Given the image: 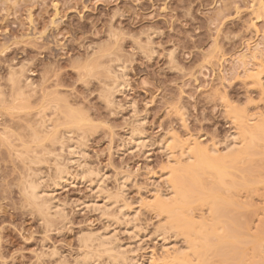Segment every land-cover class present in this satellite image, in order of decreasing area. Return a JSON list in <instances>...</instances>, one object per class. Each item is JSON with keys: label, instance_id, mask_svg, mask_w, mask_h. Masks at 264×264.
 I'll list each match as a JSON object with an SVG mask.
<instances>
[{"label": "rangeland", "instance_id": "obj_1", "mask_svg": "<svg viewBox=\"0 0 264 264\" xmlns=\"http://www.w3.org/2000/svg\"><path fill=\"white\" fill-rule=\"evenodd\" d=\"M252 47L261 50L257 58L250 56ZM241 55L246 56L241 58ZM262 58L264 0H0V264H72L75 257L84 254L85 249L83 247L82 251V244L79 243L83 233H99L106 229L112 232H109L111 236L116 234L114 239L127 244L123 245L124 248L127 246V249L131 243L135 249L137 242L123 232L124 218L117 214L118 206L127 201L135 207L140 198H147L150 202L153 194L149 180L151 173L160 189H166L160 176L163 177L165 170L167 172L170 166L175 167L177 163L173 165L171 160V165L170 162L167 164L158 142L172 133L179 137V141L189 139L192 142L194 139L203 142L202 145L216 141L218 148H222L221 142L231 130L240 131L243 127L257 129L260 121L264 123ZM114 72L119 76L124 72L128 86L121 93L113 92L111 104L104 100L102 94L107 90L105 84H113ZM43 97L47 99L46 104L48 102L45 106L41 104ZM55 102L58 107L48 108L49 103ZM231 114H235L237 120H233ZM78 116L79 120L75 121L81 119V123L77 124L79 127L76 124L70 127L69 120L73 121ZM82 116L88 120L82 119ZM42 118L48 119L47 124H51H48V133L55 136L53 140L50 137V140L41 141L47 146V152L31 139L33 132L43 139L42 131L45 129L39 124ZM138 120L142 123L137 128L144 133L148 147L124 148L127 132L134 128ZM253 132L256 135L257 132ZM248 140L239 144L237 149ZM76 144L80 148L82 146L76 149L78 153L81 151L79 162L84 163V170L92 168V175L88 176L89 171L87 175L85 172L82 175L79 170L80 179L71 178L63 184L53 185L57 161L62 166L66 165L72 176L76 173L77 166L67 161L68 146ZM254 144L248 147L250 150L253 147L250 157L242 154L244 158L239 164L238 161L232 163L238 164V169L233 166L227 168V171L235 173L234 181L244 179L238 182L240 187L237 182L238 185H235L232 177L234 184L230 180L229 184L231 182L234 186L230 184L231 187L222 188L217 181L214 182L211 174L207 176L208 170L205 172L207 175H202L208 177L203 184L206 181L210 184L211 177L214 184L210 186L217 185L216 189L221 187L226 191L233 187L231 190L234 193L231 190L229 193L236 194L233 198L228 193L240 208L234 207L236 211H230L239 212L238 220L244 222L238 223L244 227L239 229L235 227L238 224H233V231L238 229L236 234L242 239L236 235V245L230 242L235 246L240 243L238 248L240 246L242 251L227 244L225 246L226 251H229L228 247L233 249L229 251L230 255L227 252L229 261L228 256L241 253L235 258L231 256L232 260L237 259V262L234 260L236 264L240 260L241 264H254L255 260L257 264H264V257L259 252L264 254V136L257 138ZM32 145L37 147L34 150L38 151L35 152L37 154L45 150L44 155L40 154L42 161L38 160L40 155L33 152L32 156L26 152ZM174 149L176 152L173 150V154L177 156H173L181 159L178 148ZM34 155L37 157L35 160L32 158ZM242 166L248 167L245 171L250 170V180L240 171ZM98 176V187L102 192L94 186ZM121 177L126 182H122ZM32 179L42 191L51 194L52 199L46 197L49 198L47 204H60L65 217L53 214L55 208H51L50 215H44L37 211L36 205L28 203L27 191L23 187L29 180L34 181ZM120 182L124 186L122 190L118 187ZM209 189L211 191L212 188ZM216 189L214 191L219 195H227L224 190L219 189V193ZM117 192L120 198L117 197L118 200L109 205L113 198L110 194L114 196ZM204 192L214 193L209 190ZM221 196L224 197L223 194ZM200 202L197 200L190 204L194 210L190 212L196 219L203 217L201 213L208 212L205 211L207 206ZM94 203H97L99 211L92 206ZM105 203L110 206L105 209L108 212L100 211ZM141 206L135 217L137 220L133 221L136 229L132 231L144 230L147 234L140 243L144 250H137L136 254L143 256L140 264H150L147 259L150 253H154L156 261L157 257L163 256L161 242L153 239L154 232L157 227L160 231V226H164L162 219L168 222L164 213L151 210L152 206ZM103 212L108 216H104ZM232 213L229 214L235 217L236 214ZM116 215L117 218H114ZM164 227L170 226L165 224ZM166 228L164 231L167 230L168 235L164 233V237L170 242L169 247L186 244L181 231ZM170 231L174 234L178 232L179 237L175 236L178 233L175 238L171 237ZM246 232L254 236L252 240L249 238V244L244 240L248 237H243ZM257 250L260 259L257 253L253 258ZM214 256L213 259L208 258L209 264L212 261L213 264H222L225 260L227 263L223 264L229 262L225 255V260L221 258L220 263L218 259L221 256ZM98 257L95 260L94 256L95 259L91 258L86 264H106L109 259L102 255L100 259Z\"/></svg>", "mask_w": 264, "mask_h": 264}, {"label": "bare ground", "instance_id": "obj_2", "mask_svg": "<svg viewBox=\"0 0 264 264\" xmlns=\"http://www.w3.org/2000/svg\"><path fill=\"white\" fill-rule=\"evenodd\" d=\"M116 31V30H115ZM110 35V34H109ZM149 35V34H148ZM151 35V34H150ZM111 38V37H110ZM114 41V40H113ZM114 43V42H113ZM112 44V43H111ZM103 46V45H102ZM101 46V47H102ZM255 46V45H254ZM256 46H258L257 44H256ZM103 48V47H102ZM253 48V47H252ZM105 49V48H104ZM107 49V48H106ZM103 50V49H102ZM94 51V50H93ZM106 51V50H105ZM101 52V51H100ZM104 53V52H103ZM171 53H172V51H171ZM115 54V53H114ZM174 54V53H173ZM257 54H261V50H259L257 47H255V48H253V50H251L250 51V56L252 57V58H257L256 57V55ZM171 56H172V54H171ZM244 56H246V55H241V58H244ZM118 57H119V55H118ZM174 57V56H173ZM116 58V57H115ZM114 59V58H113ZM85 60V59H84ZM172 60V59H171ZM238 60H239V58H238ZM256 60V59H255ZM102 61V60H101ZM112 61V60H111ZM123 61V60H122ZM258 61V60H257ZM98 62V61H97ZM103 62V61H102ZM114 62V61H113ZM259 62V61H258ZM261 62L263 63L264 62V58H262L261 59ZM89 64V63H88ZM90 65H91V63H90ZM244 65H245V63H244ZM90 67V66H89ZM125 67V66H124ZM128 67V66H127ZM80 69V68H79ZM88 69V68H87ZM125 69V68H124ZM109 70V69H108ZM80 71V70H79ZM90 71V70H89ZM88 71V72H89ZM110 71V70H109ZM108 71V73H110ZM123 71V70H122ZM116 72V71H115ZM114 72V73H115ZM83 73V72H82ZM101 73H102V71H101ZM121 73V72H120ZM116 74V73H115ZM83 75V74H82ZM87 75H90V73L89 74H87ZM118 75V76H117ZM250 75V74H249ZM99 76H101V75H99ZM112 76V75H111ZM125 73L124 72H122L121 73V75L119 76V74H116V75H114V76H112V78L114 77V80H113V84L111 83V85L110 84H105L106 82H104V84L105 85H107L106 86V89L107 90H104V92H103V94H102V97H104V100H106L108 103H111V104H113V102H112V97L111 96H113V92L115 93V92H123L126 88H127V84H126V82H125ZM252 76V75H251ZM127 77V76H126ZM253 77V76H252ZM96 78V77H95ZM17 79V78H16ZM15 79V80H16ZM87 79V78H86ZM255 79V78H254ZM96 80V79H95ZM85 81V80H84ZM106 81V80H105ZM101 82V81H100ZM15 83V82H14ZM13 86V85H12ZM108 86H109V88H108ZM14 87H15V84H14ZM22 87V86H21ZM23 87H24V85H23ZM101 88V87H100ZM14 89V88H13ZM105 89V88H104ZM105 91H107V92H105ZM14 92V91H13ZM100 92V91H99ZM22 93V92H21ZM20 93V94H21ZM101 93V92H100ZM18 95H19V93H17ZM43 94V93H42ZM13 96V95H12ZM21 96V95H20ZM46 96V95H45ZM44 96V97H45ZM24 97V96H23ZM42 97V96H41ZM43 97V99H41V100H43L44 102H40L41 104H42V106H45V105H47L48 104V102H47V104H46V102L45 101H47V99L46 98H44ZM14 98V97H13ZM19 98V97H18ZM46 99V100H45ZM16 100V99H15ZM14 100V101H15ZM105 101V102H106ZM106 102V104H108ZM11 103V102H10ZM20 103H22V102H20ZM129 103V102H128ZM50 104V106L48 107V108H56V107H58V103L57 102H55V103H49ZM5 105V104H4ZM18 105V104H17ZM20 105V104H19ZM23 105V104H22ZM110 105V104H109ZM21 106V105H20ZM129 106V105H128ZM42 108H44V107H42ZM133 108H134V106H133ZM15 109V108H14ZM42 110V109H41ZM56 110V109H55ZM54 110V111H55ZM44 111V110H43ZM42 115V114H41ZM65 116H67L66 114H64ZM69 115H70V113H69ZM47 116V115H46ZM64 116V117H65ZM71 116V115H70ZM69 116V117H70ZM230 116H233V120H235L236 119V117H235V114H231ZM72 117H76V116H72ZM79 117L80 116H78L77 117V119L76 118H73L74 120L72 121V120H69V123L68 124H71L70 125V127H72L73 128V126H74V124H80L81 122V119H80V121H75V120H79ZM45 118V117H44ZM44 118H42V120H41V122H39V124L40 125H42L44 128L43 129H45L44 131H42L43 129L42 128H40V129H42L41 131H42V138L43 139H41V135L39 136V135H36V133L35 132H33V134L31 135L32 136V140L33 141H36V143H38L39 145V147H43V149H45L46 150V152H47V146L45 147L44 145H43V143L41 142L42 140H45V139H49L50 137H53L52 138V140L53 139H55V136H53V134H49L50 133V131H49V129H47V127H48V124H50V123H48L47 124V120L46 119H44ZM53 118V117H52ZM82 119H84V120H88L87 118L85 119V117H81ZM235 118V119H234ZM51 119V118H50ZM70 119H72V118H70ZM40 120V119H39ZM140 120V119H139ZM136 121V124H135V126H134V128H132L129 132H127V143H126V145H124V148L127 146V148H131V150L132 149H137L138 147H141V148H147L148 147V144H147V142H146V138L144 137V133L141 131V130H139L137 127L138 126H140L141 125V121ZM142 120V119H141ZM237 120V119H236ZM76 122V123H71V122ZM232 121V120H231ZM78 122H80V123H78ZM234 122V121H233ZM236 122V121H235ZM261 123H259L258 125V127H257V129H251V128H245V127H243V128H240L241 130L240 131H236L235 129L234 130H231L228 134H227V136H226V138L224 139V141L223 142H221L222 144H223V147L222 148H218V143L215 141H211V142H209V143H204V145H202V143H200L199 141H197V140H192V142L189 140V139H185L184 141H182V139H181V141H179V137L176 135H174V134H169V135H167L166 137H162L161 139H160V141L158 142V148L160 149V151L164 154V156L166 157V159H167V161H168V163L167 164H169V162H170V165H171V160H173L172 162V164L173 165H175V163H177L176 164V166L175 167H172V166H170V170L169 169H167L168 171L166 172V170H165V173L167 174H162L163 175V177H165V178H163L162 176H160L161 177V179H162V183L164 184L163 186H165L166 187V189H163V187H162V189H160V186H159V183L157 182V181H155L154 179H152V177L154 176V174L153 173H151V175H150V181H151V183H152V186H153V194H152V196H150V202L147 200V198H146V200L145 199H141L140 198V200L138 199L137 200V202H138V205L137 206H135V205H133V206H135V207H132L131 206V204L130 203H127V201L126 202H121V204L118 206L119 207V213H118V211H117V214H121V216L124 218V220H123V222H122V224L124 225V233L126 232L127 234H129L128 236H129V238L131 239V240H133L135 243H136V246H135V249H134V247H132V244L131 243H129V246H128V248L126 249V247L124 248V246L123 245H127V244H122L121 242H122V240H121V242L120 241H117L116 239H114V236L116 235H113V236H111L110 234H109V232L110 231H108L107 229L106 230H102L101 232H97L96 233V231H95V233L94 232H89V233H83V237H80V239H79V243H81L82 245H80L81 247H82V251H83V247H84V254H83V252H82V254L83 255H81V257H80V255L78 256V257H75L76 259H74V261H73V263L72 264H86L89 260H91V258H93V259H95L96 258V256L100 259V255H102V257H105L106 256V258L105 259H107V258H109L108 260H106L107 262H105L106 264H140V263H142L141 261L143 260L141 257H143L142 255L141 256H138L136 253V251L138 250H142L143 248H145V247H143L142 246V244H140L142 241H141V239L142 238H145V235H147V234H145V232H143L142 230H139V231H132V229L133 228H135L136 229V225L134 224V220L136 219L135 217H136V214L138 213V210L140 211V208L141 207H143V206H141L142 204L143 205H148V206H144V207H151L150 209L151 210H158L160 213H164L165 214V218H167V219H165L168 223H166V222H164V221H162V220H164V219H162L161 220V223L163 222V223H165L166 225H169L170 227L168 228L169 230H170V228H172V229H174V231H176L175 229H178L179 231V233H180V231H181V233L180 234H183L182 236H184L185 238H183L182 237V239L184 240L185 239V243L186 244H184V245H181V246H175V247H172V246H174V244L173 245H171L170 247L168 246L169 245V241L167 240L166 241V237H164V233H167L166 231L167 230H165L164 231V229L166 228V227H164L165 226V224H164V226H163V224H162V227L160 226V231H159V228L156 226V225H158V224H156L155 226L157 227V229L158 230H154L155 232H154V237H153V239H156V240H158V241H160L161 242V252H162V254H163V256H162V254H160L162 257H157V258H159L160 259V261H159V259L156 261V258L154 259V253H150L151 255H150V257L148 256V263H150V264H209V259L208 258H212V256L213 255H216V256H214V257H217V256H221L220 257V260L218 259V263H220V261H222V259H223V257H224V255H225V257L227 258V252H229L231 249H230V247H228L229 248V251H226V247H227V245L228 246H232L231 248H233L234 249V247L236 248V249H239V248H241L240 246H239V248H238V245H240V243H238L237 244V246H235L236 245V241H234V239H236V240H238V238H236L237 236H239V239H242V237H240L241 235H239L238 233L236 234V232H238V229L236 230V232H234L235 231V227L236 228H239L240 226L241 227H244V226H242V225H240L242 222H244L243 220H242V222L240 221V220H238V218H240V215H239V212H231L232 210H235V209H233L234 207H237V208H240L239 207V205L236 203V202H233L231 199H230V195H232V193H234V190H233V192H232V190L231 189H233V187L232 188H230V189H227L228 191H226V188H224V189H221V187L223 186V187H225V186H227V187H231V185L232 184H234L233 182H235V185H238L239 187H240V183H238L239 181H244V179H239V181H234V177L236 176L235 175V173L234 172H232L231 170L229 171H227V168H232V166H233V168H235V169H238V167L236 168V166L239 164V161H240V159H242V158H244L243 157V155L245 156V157H250V153H252V152H250L252 149H253V147H252V149L250 150V148H251V146H255V144H254V141L257 139V138H260L261 136H264V123H262V121H260ZM263 122H264V120H263ZM62 123V122H61ZM65 124H67V122L65 123ZM82 124H83V122H82ZM51 125V124H50ZM77 125V126H78ZM79 127V126H78ZM49 128V127H48ZM71 128V129H72ZM77 128V127H76ZM76 128H74V129H76ZM78 129V128H77ZM232 129V128H231ZM33 130H35V129H33ZM70 130V129H69ZM238 130V129H237ZM255 130V132H257L256 133V135H257V137H256V135L254 134V131ZM260 130V131H259ZM36 131H37V129H36ZM48 131H49V133H48ZM71 131V130H70ZM69 131V132H70ZM73 131V130H72ZM39 132V131H38ZM171 132V131H170ZM259 132V133H258ZM263 134H262V133ZM72 133V132H71ZM241 133V134H240ZM260 133H261V136H260ZM4 134V133H3ZM28 134H30V132L28 133ZM57 134V133H56ZM55 134V135H56ZM167 134V133H166ZM34 135V136H33ZM50 135H52V136H50ZM67 135V134H66ZM4 136V135H3ZM165 136V135H164ZM240 136H241V138H240ZM246 136H248V137H246ZM254 136H255V138H254ZM25 137V136H24ZM67 137V136H66ZM178 137V138H177ZM40 138V139H39ZM148 138V137H147ZM5 139H6V137H5ZM51 139V138H50ZM49 139V140H50ZM247 139H249L248 141H247V145L245 146H243V147H238L239 149H237V146H239V144L241 145V143H243V141H246ZM253 139H255V140H253ZM32 140H31V142H32ZM57 140V139H56ZM2 141H3V139H2ZM22 142H23V140H21ZM20 141V142H21ZM64 141V140H63ZM253 141V142H252ZM26 142V141H25ZM24 142V143H25ZM191 142V143H190ZM76 143V142H75ZM75 143H73V144H75ZM149 143V142H148ZM253 143V144H252ZM252 144V145H251ZM11 145H12V143H11ZM42 145V146H41ZM47 145V144H46ZM62 145H63V143H61V147H62ZM83 145V144H82ZM33 146V145H32ZM28 147L27 148V150H26V152H30L31 153V155L33 156V152H34V150H36V146L33 148V147ZM38 147V148H39ZM178 148V152H179V156L178 157H181V159H177L175 156H177V155H175V154H173V150H175L174 148ZM245 147V148H244ZM248 147H250V148H248ZM33 148V150H32V152L30 151L31 149ZM47 148V149H46ZM78 148H80V147H78V144H76V145H72V146H68V158H67V161L68 162H70V163H73V165H76L77 166V170H76V173L74 174V176H72L70 173H69V171L68 170H66V165H64L63 164V166L61 165L62 163H60L59 161H57V163L56 162H54V181H53V185H55V186H57V185H60V184H63L64 182H67V181H69V180H71V178H79L80 179V177H78V175H79V173H81L82 175L83 174H85L86 173V175L88 174L87 173V171H89V174H88V176H90V174L91 173H93V172H91V169L89 170V168L87 169V168H85V170L83 169V164H81V162H79V159L81 158V154H79L77 151H76V149H78ZM81 148H82V146H81ZM80 148V149H81ZM240 149L242 150L241 152H240ZM246 149V150H245ZM20 150V149H19ZM45 150H43V151H41V153L40 154H42V153H46L45 152ZM83 150V149H82ZM147 150V149H146ZM239 152H238V151ZM245 150V151H244ZM249 150V153L247 152ZM18 150L16 149V152H17ZM21 151V150H20ZM140 151H142V150H140ZM149 151V150H148ZM19 152V151H18ZM35 152H38V151H35ZM34 152V153H35ZM145 152V151H144ZM175 152H176V150H175ZM248 153V154H247ZM36 155H40V154H37V153H35ZM243 154V155H242ZM36 155H34V157H32L34 160L37 158V157H35ZM42 155H44V154H42ZM46 155V154H45ZM173 155H175V156H173ZM242 155V157L240 158V156ZM248 155V156H247ZM252 155V154H251ZM66 156V155H65ZM20 157V156H19ZM23 157H25V156H23ZM23 157H22V159H23ZM30 157V158H31ZM39 157V156H38ZM40 157H41V155H40ZM39 157V159L38 160H40L41 159V161H42V157L40 158ZM174 157V158H173ZM29 158V157H28ZM31 158V159H32ZM83 158V157H82ZM46 159V158H45ZM177 159V160H176ZM246 160V159H245ZM31 161V160H30ZM236 161H238V164L237 165H232V163H235ZM242 161V160H241ZM244 161V160H243ZM23 162V161H22ZM27 162V161H26ZM34 162V161H33ZM37 162V161H36ZM58 162L60 163V164H58ZM85 162V161H84ZM246 162V161H245ZM245 162H244V164H245ZM228 163H230V164H228ZM88 164V163H87ZM83 165V166H82ZM86 165V164H85ZM229 165H231V167L229 166ZM64 166H65V168H64ZM229 166V167H228ZM244 166H242V168H243ZM31 168V167H30ZM71 168V167H70ZM242 168H240V171H242V172H244L246 175H244L243 177H247L246 179H248L249 177V175H251V174H249V172H250V170H249V172L247 171L248 170V167H244L243 169ZM28 169V168H27ZM245 169H247L246 171H245ZM75 170V169H74ZM80 170V171H79ZM208 170V172L209 173H205L206 171ZM78 171H79V173H78ZM85 172V173H84ZM151 172V171H150ZM232 172V175L230 174ZM241 172V173H242ZM95 173V172H94ZM234 173V174H233ZM125 174V173H124ZM123 174V176H124V178H125V176L126 175H124ZM203 174H206L207 176H209L210 174V176H212V178L214 177V179H215V181H214V179H213V181L214 182H218L219 184L218 185H220L221 187H219L218 189H216V187L215 186H217V185H215V186H210V184L212 185V184H214V182H212V180H211V177H210V181L212 182H209L210 184H207L208 183V181H206V183L205 184H207V185H205V184H203L204 183V180H207V178H204V176L202 177V175ZM243 174V173H242ZM92 175V174H91ZM229 175H231L230 177H229ZM235 175V176H234ZM80 176V175H79ZM168 176V177H167ZM234 176V177H233ZM82 178L84 177V176H81ZM95 177V176H94ZM128 177V176H127ZM226 177H227V179H226ZM231 177H232V179H233V182H232V180H231ZM241 177V176H240ZM239 177V178H240ZM86 178V177H85ZM90 178V177H89ZM120 178V177H119ZM122 178V177H121ZM124 178H122V182H126V181H123V179ZM99 176L97 177V179L95 180V185L94 186H96V187H98V185H99ZM156 179V178H155ZM160 179V178H159ZM160 179V180H161ZM28 179H26V181H27ZM32 180H34V179H32ZM92 180V179H91ZM102 180V179H101ZM226 180H228V181H226ZM229 180L232 182V184H231V182H230V184H229ZM248 180H250V179H248ZM226 181V182H225ZM242 181V182H243ZM122 182H120V184L122 183ZM238 184H237V183ZM247 182V181H246ZM93 183V182H92ZM158 183V184H157ZM228 183V184H227ZM119 184V185H120ZM124 184V183H123ZM221 184H224V185H221ZM244 184H245V182H244ZM26 185V184H25ZM118 185V187H120V189L122 190L123 188H124V186L122 185V186H119ZM209 185V186H208ZM230 185V186H229ZM232 186H234V185H232ZM237 186V187H238ZM242 186H244L243 184H242ZM41 187V186H40ZM39 187V185H38V183H36V181L34 180V181H28V183H27V185H26V187L24 186L23 188H24V190L25 191H27V193L25 192V194H27V196H28V198H27V201H28V203H32L33 205H36L35 207H36V209H38L37 211H39V212H43L42 214H46L47 216H48V214L50 215V210H51V208H55V212L53 213V214H59V216H64L65 217V215H64V211H63V208L60 206V204H47V200L51 197L50 195L51 194H47V193H45V191H42L41 190V188ZM122 187V188H121ZM205 187H207V188H205ZM218 187V186H217ZM222 187V188H223ZM236 187V186H235ZM234 187V188H235ZM40 188V189H39ZM209 188H212L211 189V191H210V189ZM28 189V190H27ZM102 189V188H101ZM104 189V188H103ZM107 189V188H106ZM119 189V190H120ZM209 190V192H214V193H208V194H206V192H204L203 193V190L204 191H208ZM214 189H216V190H218V192L220 193V191H222V190H224V192H227L226 194V196H225V194L224 193H220V195L216 192V191H214ZM219 189H221L220 191H219ZM100 190V188L98 187V190L97 191H99ZM118 190V191H119ZM120 190V191H121ZM162 190H167V192H163ZM231 190V191H230ZM101 191V190H100ZM229 191L230 192H232L231 194L229 193ZM44 192V193H43ZM102 192V191H101ZM104 192V191H103ZM152 192V191H151ZM215 192H216V194H215ZM223 192V191H222ZM111 193V192H110ZM109 193V194H110ZM122 193H124L123 191H122ZM230 195H229V194ZM106 194V193H105ZM105 194H103V195H105ZM107 195L108 197L110 196V198L111 197H113V198H111L112 199V203H108L109 205L111 204V206L113 205V203H115L116 202V199H117V197H118V192L116 193L117 195H114L113 196V194H115V192L113 193V194H110V195ZM119 194H120V192H119ZM125 194V193H124ZM224 195V197H222L221 195ZM101 195V194H100ZM121 195V194H120ZM119 195V196H120ZM234 195H236V194H233L232 195V197L234 196ZM26 196V197H27ZM47 196H49V198H47L46 199V197ZM195 196V197H194ZM197 196V197H196ZM103 197V196H102ZM107 197V198H108ZM235 197V196H234ZM233 197V198H234ZM104 198L105 199H107L105 196H104ZM118 198H120V197H118ZM125 198V197H124ZM238 198V197H237ZM51 199H52V197H51ZM101 199H103V198H101ZM104 199V200H105ZM30 200V201H29ZM109 200V199H108ZM118 200V199H117ZM126 200H127V198H126ZM144 200V201H143ZM198 200V201H201V202H203L204 204H201V202H200V204L201 205H206L207 206V208L205 209V211L206 210H208V212L206 211L204 214L203 213H201L200 215H203V217L202 218H198L197 217V219H196V217H194V216H192V214H191V212L190 211H192V212H194V210H192V207H190V204L191 203H194V202H196V201ZM238 200V199H237ZM50 201V200H49ZM125 201V200H124ZM136 202V203H137ZM205 202H207V204H205ZM238 202H240V201H238ZM50 203H55V202H51L50 201ZM99 203V202H98ZM102 203V202H101ZM119 202H117V204H118ZM135 203V204H136ZM235 203H236V205H235ZM241 203V202H240ZM88 204V203H87ZM102 204H104V203H102ZM97 205V203H94L92 206H94L96 209H98L99 207H98V205ZM109 205H106V203H105V205H103L102 206V209H100V211H102V210H104V211H107V210H105ZM197 205V204H196ZM241 205V204H240ZM191 206H193V205H191ZM93 207V208H94ZM110 207V206H109ZM109 207L107 208V209H109ZM101 208V207H100ZM112 209V208H111ZM195 209V208H194ZM232 209V210H231ZM44 210H45V212H44ZM116 210H117V208H116ZM231 210V211H230ZM98 211H99V209H98ZM109 211V210H108ZM107 211V212H108ZM157 211V212H158ZM230 211V212H229ZM236 211V210H235ZM237 211H238V209H237ZM50 212V213H49ZM156 212V211H155ZM156 212V213H157ZM232 213L233 215H235L236 214V216L235 217H233L231 214H229V213ZM102 213V212H101ZM114 213V212H113ZM140 213V212H139ZM207 213L209 214L208 216L209 217H207ZM226 213V214H225ZM44 214V215H45ZM67 214V213H66ZM108 216V213H105V212H103V215L104 216H106V215ZM225 214V215H224ZM227 214H229V215H227ZM43 215V216H44ZM113 215V214H112ZM112 215H109V217H111ZM199 215V217H201ZM207 217H205V216ZM224 215V216H223ZM238 215V216H237ZM117 216L118 215H116L114 218H117ZM226 216V217H225ZM222 217H225V220H226V218L227 219H229V217L231 218L230 220H227V221H222ZM107 218V217H106ZM113 218V216L111 217V219ZM138 218V217H137ZM164 218V217H163ZM195 218V219H194ZM237 219L236 220V222H235V219ZM242 219V218H241ZM117 220V219H116ZM115 220V221H116ZM137 220V219H136ZM45 221V220H44ZM114 221V222H115ZM119 221H120V218H119ZM235 223H234V222ZM159 222V221H158ZM240 224H239V223ZM113 223V222H112ZM117 223V222H116ZM120 223V222H119ZM160 223V222H159ZM160 223V224H161ZM121 224V223H120ZM233 224H238V226L237 225H235V227L232 229V227H233ZM135 225V226H134ZM245 225V224H244ZM106 226H108V225H106ZM159 226V225H158ZM240 227V228H241ZM110 228V227H109ZM139 228V227H138ZM166 228V229H167ZM239 228V229H240ZM113 229V228H112ZM140 229V228H139ZM172 229H171V231H172ZM245 229V228H244ZM234 230V231H233ZM246 230H247V228H246ZM112 231V230H111ZM115 231V230H114ZM141 231V232H140ZM147 231V230H146ZM170 231V232H171ZM240 232H242L241 230H239ZM177 232V233H178ZM110 233H112V232H110ZM177 233H175V234H177ZM179 233L177 234V235H175L174 234V232H171V237H173L174 235L178 238L179 237ZM244 234V238H246L245 236H247L248 237V239L246 238V239H244L245 240V242L247 243V241H248V244H249V242H250V240H252V239H254V238H251V237H254L252 234H251V232L249 233V232H246V233H243ZM242 234V235H243ZM246 234V235H245ZM249 234L250 235H252V236H249ZM82 235V234H81ZM166 235V234H165ZM167 235H168V233H167ZM237 235V236H236ZM117 236H118V234H117ZM170 236V235H169ZM175 236H174V238H175ZM111 237H113V239L115 240H113V239H111ZM180 237H181V235H180ZM82 238V239H81ZM173 238V239H174ZM249 238H251L250 240H249ZM168 239V238H167ZM171 239V238H170ZM124 240V239H123ZM172 240V239H171ZM230 241H233V242H235V245H231V242ZM259 241V240H258ZM133 242V243H134ZM184 242V241H183ZM228 242L230 243V244H228ZM241 242V241H240ZM251 243V242H250ZM256 243V242H255ZM172 244V243H171ZM227 244V245H226ZM234 244V243H233ZM241 244H243V243H241ZM243 245H245V244H243ZM134 246V245H133ZM226 246V247H225ZM242 246V245H241ZM228 248H227V250H228ZM254 248V247H253ZM79 249V248H78ZM232 249V250H233ZM235 249V250H236ZM242 249V248H241ZM241 249H239V250H241ZM255 250L257 249V248H254ZM144 250V249H143ZM210 250H211V252H210ZM232 250H231V252H232ZM239 250H237V251H239ZM245 250V249H244ZM253 250V249H252ZM210 252V254L212 255H210V256H208L207 255V253H209ZM242 251V250H241ZM76 252V251H75ZM231 252H229V254L228 255H230V253ZM253 252H254V250H253ZM260 252V255H261V257H264L263 255L264 254H261L262 252L261 251H259ZM258 250H257V252L255 251V254L253 255V258L256 256V253H257V256L259 255L258 253ZM160 253V252H159ZM213 253V254H212ZM235 253H237V252H235ZM235 253H234V257L232 256V258H235V256L237 257V255H240L239 254V252H238V254H236L235 255ZM130 254V255H129ZM140 255V254H139ZM242 255H244L243 253H242ZM241 255V256H242ZM93 256V257H92ZM94 256H95V258H94ZM231 256H228L229 258H230V260L231 261H229L228 260V258H227V260L230 262V264H233L235 261L237 262V259L234 261V260H232L231 259ZM193 257L195 258V259H193ZM225 257H224V260H225ZM239 257V256H238ZM243 257V256H242ZM145 258V257H144ZM218 258V257H217ZM222 258V259H221ZM257 258H259L260 259V257L258 256ZM92 259V260H93ZM103 259V258H102ZM146 259V260H147ZM213 259V258H212ZM211 259V260H212ZM240 259H241V257H240ZM263 259L264 258H262V261H263ZM67 260V259H66ZM95 260H97V258L95 259ZM110 260H111V262H110ZM239 260V259H238ZM234 261V262H233ZM252 261V260H251ZM65 262V261H64ZM67 262V261H66ZM213 262V261H212ZM212 262H210V264H213ZM224 262H226V260L225 261H223V263ZM229 262H228V264H229ZM236 262H235V264H236ZM257 261L255 260L253 263L255 264ZM222 263V264H223ZM227 263V262H226ZM225 263V264H226ZM262 263V262H261ZM221 264V263H220ZM238 264H241V260H240V262H238ZM257 264V263H256ZM260 264V263H259Z\"/></svg>", "mask_w": 264, "mask_h": 264}]
</instances>
